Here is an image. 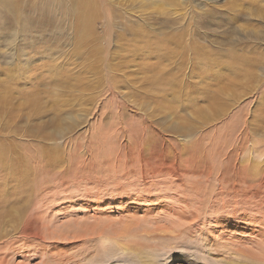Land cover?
Masks as SVG:
<instances>
[{"label": "rangeland", "instance_id": "1", "mask_svg": "<svg viewBox=\"0 0 264 264\" xmlns=\"http://www.w3.org/2000/svg\"><path fill=\"white\" fill-rule=\"evenodd\" d=\"M0 264H264V0L0 2Z\"/></svg>", "mask_w": 264, "mask_h": 264}, {"label": "bare ground", "instance_id": "2", "mask_svg": "<svg viewBox=\"0 0 264 264\" xmlns=\"http://www.w3.org/2000/svg\"><path fill=\"white\" fill-rule=\"evenodd\" d=\"M6 0H0V2H5ZM211 11V10H210ZM214 12V11H213ZM212 13V12H211ZM207 14H208V12H207ZM222 21H220V23H221ZM220 25V24H219ZM29 23H25V26L23 27V30L24 31H26V30H28L29 29ZM220 26H222V25H220ZM223 26H224V24H223ZM222 26V27H223ZM228 26V25H227ZM168 30V29H167ZM227 31V30H226ZM229 34V33H228ZM147 35V34H146ZM140 38L141 37H143L142 39H145V40H142L141 42L143 43L144 42V44H146V45H150L151 44V41H149L148 40V38L147 37H145V33H143V34H141L140 36H139ZM138 37V38H139ZM228 41L229 40H227L226 42H225V45H227L228 44ZM166 46V42H160V43H157L156 44V46L155 47H152V46H149V48H151V50H153V49H157V48H160V49H162V51H163V49H164V47ZM171 47V46H170ZM149 48L148 49H146V50H149ZM207 48H209V47H207ZM152 54H159V53H157V52H152ZM221 56V55H220ZM238 56V55H237ZM199 57H200V59L201 60H204V58H205V56H203V55H199ZM223 57V56H222ZM239 57V56H238ZM244 57V56H243ZM158 59H160V54L158 55V57H157ZM232 58H233V55H232ZM224 59H225V56H224ZM227 59V58H226ZM230 59V58H229ZM228 59V60H229ZM161 60V59H160ZM242 60V59H241ZM235 61H236V59H235ZM223 62V61H222ZM225 64L227 63L226 61L224 62ZM229 63H231V62H229ZM233 63V62H232ZM218 65V64H217ZM227 65V64H226ZM52 66H54V65H52ZM149 67H155V66H149ZM218 67V66H217ZM52 71H54V73L56 72V68H54V67H52ZM58 73H60V74H58V76H61L60 78H58V81H60V80H62L63 79V76H62V74H63V72H58ZM68 76V75H67ZM239 78V77H238ZM57 79V78H56ZM53 81H54V78L52 79ZM53 136V135H52ZM34 233V232H33Z\"/></svg>", "mask_w": 264, "mask_h": 264}]
</instances>
